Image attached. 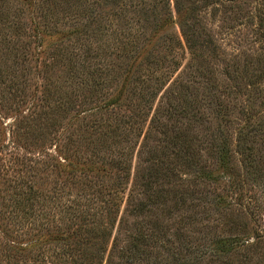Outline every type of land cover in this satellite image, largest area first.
Masks as SVG:
<instances>
[{
	"label": "rangeland",
	"instance_id": "rangeland-1",
	"mask_svg": "<svg viewBox=\"0 0 264 264\" xmlns=\"http://www.w3.org/2000/svg\"><path fill=\"white\" fill-rule=\"evenodd\" d=\"M168 1L174 25L162 33L180 35L173 0L114 9L139 4L146 43ZM91 2L0 0V264H264V0H182L198 36L179 67L168 39L138 64V51L112 50L90 25ZM148 83L155 95L141 99ZM127 148L132 175L158 176L151 205L140 216L122 205L95 258L89 229L100 223L77 195L107 185ZM140 234L147 257L135 260Z\"/></svg>",
	"mask_w": 264,
	"mask_h": 264
},
{
	"label": "trees",
	"instance_id": "trees-1",
	"mask_svg": "<svg viewBox=\"0 0 264 264\" xmlns=\"http://www.w3.org/2000/svg\"><path fill=\"white\" fill-rule=\"evenodd\" d=\"M103 2V4L100 3ZM116 0H93L91 2V8L89 10V20L90 25L96 26L97 29L102 30L104 35L109 36L110 39V47L112 50L119 51V53L127 54L129 52L135 51L137 55L134 58V63L138 64V59L146 49L150 46H154L157 40H165L168 39L169 45L165 46V51H168V55L172 56L170 60L171 64L179 67L181 65V58L184 59L185 50L193 53L194 49L193 38L197 35V31L193 28L192 23L190 22L191 16L190 14L185 12V7L182 5V0H173V9L176 16V24L179 29V34L173 36V33L165 34L162 33L166 29L170 28L174 25V19L172 16V11L170 8L169 1L164 6V11L161 14H153L152 18V29L150 30L151 37L146 40L145 36L147 33L143 30V27L139 24L140 13L136 10L139 6L134 7L131 6L130 9L127 7L119 6V13H115L114 7L117 5ZM134 7V8H133ZM108 9L107 12L101 11V9ZM130 14V17H128ZM134 16V17H132ZM125 23V24H124ZM124 24V26H122ZM136 26V27H134ZM149 33V34H150ZM182 37L183 40L180 39ZM144 38V41L140 43V40ZM184 41V44L182 43ZM144 43V44H143ZM138 45H140V49H138ZM161 47V44L158 45ZM163 48V47H162ZM134 56V55H133ZM161 59L157 58L152 63H158ZM178 61V62H177ZM176 70L171 67L163 76H168L169 79L174 76ZM182 76L180 73H177L175 77L172 79V87L174 92V87L182 90ZM130 79V72L127 73L124 82L122 84V88L126 90V84ZM161 83L160 79L157 80V84ZM154 85L147 84L144 87V90L150 89V91L146 92L145 97H141V99H153L154 93ZM124 92V90H123ZM172 92V93H173ZM182 95V94H181ZM177 93V99H180ZM175 97V98H176ZM186 112H179L177 114H184ZM186 116V115H183ZM168 117V120H170ZM136 122L134 121L132 124H125L127 126V139L126 142H129L131 136L133 134V130H136L135 127ZM140 135V133H139ZM138 135V136H139ZM174 155H177L178 149L174 148ZM184 147V145H183ZM129 148L120 151L117 153V159L113 161L112 167L114 171H112V175L109 178V182L107 185L102 184V181L98 182H90L86 184L87 193H83L77 195V201L75 205L77 208L82 207V204H85L86 209L96 211L94 215H97L96 225L93 228L89 229V232L92 233L93 239H100V243H93L92 246L95 249L92 251V255L97 258L101 255L99 247L104 242H109L113 233V229L115 227L117 217H120V208L122 205H125L124 210L130 213L133 216H140L146 212H148L147 207L151 205V198L153 192L152 183L149 178H158V176H153V173H148L147 175H141L139 172L132 175L131 173V162H129ZM159 160V159H158ZM63 170L67 172H78L81 171L83 173L95 172L98 169L91 165H82L78 163L67 162L62 165ZM151 171V170H149ZM156 193V192H155ZM159 194L156 196L158 197ZM135 196L140 197L136 199ZM79 200V202H78ZM84 201V203H82ZM79 214V213H77ZM122 217L118 219V224L123 223ZM91 223V222H90ZM93 224V223H92ZM96 230L97 233H96ZM117 231V227L115 229ZM114 241H117L116 236L113 237ZM98 245V248L97 246ZM147 242L145 241V236L142 234L137 237L134 236L132 242L130 244V252L132 257L135 260H141L147 257L145 250L141 248L148 247Z\"/></svg>",
	"mask_w": 264,
	"mask_h": 264
}]
</instances>
